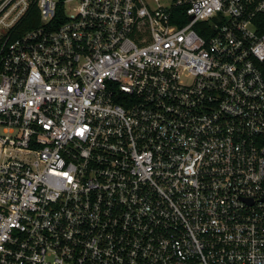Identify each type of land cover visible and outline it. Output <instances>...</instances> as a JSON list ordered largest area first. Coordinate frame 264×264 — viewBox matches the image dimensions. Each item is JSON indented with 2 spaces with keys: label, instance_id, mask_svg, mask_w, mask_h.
I'll return each mask as SVG.
<instances>
[{
  "label": "built area",
  "instance_id": "1",
  "mask_svg": "<svg viewBox=\"0 0 264 264\" xmlns=\"http://www.w3.org/2000/svg\"><path fill=\"white\" fill-rule=\"evenodd\" d=\"M0 0V264H264V0Z\"/></svg>",
  "mask_w": 264,
  "mask_h": 264
},
{
  "label": "rangeland",
  "instance_id": "2",
  "mask_svg": "<svg viewBox=\"0 0 264 264\" xmlns=\"http://www.w3.org/2000/svg\"><path fill=\"white\" fill-rule=\"evenodd\" d=\"M168 1L167 0H160V3L161 4H165V3H167Z\"/></svg>",
  "mask_w": 264,
  "mask_h": 264
}]
</instances>
